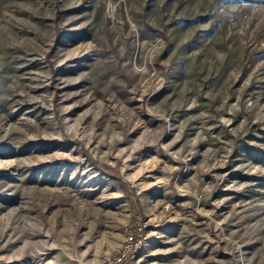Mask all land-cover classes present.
<instances>
[{
    "label": "rangeland",
    "instance_id": "obj_1",
    "mask_svg": "<svg viewBox=\"0 0 264 264\" xmlns=\"http://www.w3.org/2000/svg\"><path fill=\"white\" fill-rule=\"evenodd\" d=\"M264 264V0H0V264Z\"/></svg>",
    "mask_w": 264,
    "mask_h": 264
},
{
    "label": "built area",
    "instance_id": "obj_2",
    "mask_svg": "<svg viewBox=\"0 0 264 264\" xmlns=\"http://www.w3.org/2000/svg\"><path fill=\"white\" fill-rule=\"evenodd\" d=\"M147 241L146 225L137 218L136 221L126 228V237L119 249L103 260V264H136L138 255L141 253Z\"/></svg>",
    "mask_w": 264,
    "mask_h": 264
}]
</instances>
